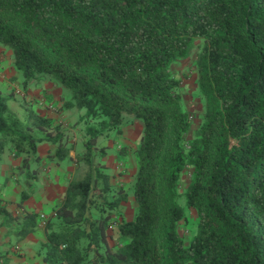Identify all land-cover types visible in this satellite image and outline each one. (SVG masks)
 <instances>
[{
    "label": "trees",
    "instance_id": "obj_1",
    "mask_svg": "<svg viewBox=\"0 0 264 264\" xmlns=\"http://www.w3.org/2000/svg\"><path fill=\"white\" fill-rule=\"evenodd\" d=\"M0 47L24 90L21 113L10 105L14 91H0V153L8 145L21 159L17 175L36 180L42 142L55 146L47 158L57 164L71 152L61 126L25 95L30 83L68 91L59 108L77 110L84 126L75 160L87 171L46 223L49 264H264V0H0ZM194 48L203 100L195 128L171 70ZM130 120L142 126L136 212L115 221L129 195L98 139ZM28 197L22 191L17 206ZM180 198L197 216L188 242ZM0 215L16 219L1 199ZM36 225L24 214L17 237Z\"/></svg>",
    "mask_w": 264,
    "mask_h": 264
},
{
    "label": "crops",
    "instance_id": "obj_2",
    "mask_svg": "<svg viewBox=\"0 0 264 264\" xmlns=\"http://www.w3.org/2000/svg\"><path fill=\"white\" fill-rule=\"evenodd\" d=\"M9 55L11 53H7L0 47V91L2 93L13 86L14 78L18 80L20 78ZM25 93L28 100L35 103L33 107L37 113L56 118L55 114L42 108L44 101L42 98L46 96L58 101L60 98H57L58 95L60 96L59 91L51 87L35 90L34 84L30 83ZM23 94L24 91L21 95ZM4 149L7 151L0 153V181H2L0 183V199L3 201L7 212L16 219L10 224L0 219V221L2 220L0 222V264H49L46 260L45 227L46 223L52 219L55 209L61 205L67 185L75 175L72 169L74 153L70 152L69 158H67L70 159V166H67L68 170H63L61 167L63 161L57 164L47 158V154L52 152L55 146L47 142L40 143L37 146V155L40 159L31 165L32 170L37 171L36 180L29 181L17 175V167L20 165L21 159L15 158L8 146ZM53 168L55 169L53 170ZM132 170H135V167ZM123 181L125 182V180ZM22 191L28 192L29 197L20 207L17 205ZM135 208L136 205L129 196L128 201L121 204L119 211L122 213L123 219L128 221L134 217ZM26 213L36 215L37 225L34 232L19 239L17 231L21 228L22 217ZM43 221L45 224H42ZM110 244L112 245V243Z\"/></svg>",
    "mask_w": 264,
    "mask_h": 264
},
{
    "label": "rangeland",
    "instance_id": "obj_3",
    "mask_svg": "<svg viewBox=\"0 0 264 264\" xmlns=\"http://www.w3.org/2000/svg\"><path fill=\"white\" fill-rule=\"evenodd\" d=\"M198 41L196 42V44ZM10 50H6L7 53ZM196 49L194 48L191 52V55L181 61H178L177 63H174L171 66L172 72H174L175 76L181 80V105L182 108L188 112L191 113L192 117V123L193 127L195 128L200 123V117L198 116L202 110H203V100L201 96L199 95V91L197 88V75H196V69L193 64L194 56H195ZM8 56V55H6ZM9 58L12 60V55H9ZM35 90H41L43 87L52 88L60 92V96L58 95L59 100H53L49 97L42 98L43 101V109L45 111H49L50 113H53L56 115V118H52L55 121V124H59L61 126V129L64 132L65 138L67 139V146L71 147V152L74 153L73 159V166L72 169L75 173L74 177H72L70 180H80L82 179L87 171V168L80 164L78 165L75 157L76 153H80L81 151H84L83 146L81 145V138H82V129H83V123H78L79 121V115L80 113L77 110H60V105L62 104V98H69L70 93L66 90H62L55 86V84L49 80L45 79L42 82H36L34 83ZM14 91L15 95L12 96L10 100V105L12 106L15 111H18V113L23 111V107L25 104L21 100V93L23 90L21 79L19 80L17 78H14L13 86L9 87L8 91H6L5 95H10V93ZM27 96V95H26ZM50 106L52 108H50ZM196 115V116H194ZM142 133V126L140 122L130 120L127 121L122 129L121 132L118 133L116 131H112L108 134L107 137H100L98 139V146H106L108 147L107 153L108 156L103 160V162L108 166V172L109 174L113 175L115 180L114 182L116 185H121L124 187L126 192L129 196H131V199L134 202L133 199V181L134 176L136 173V159L134 156L133 151L138 147L140 138ZM39 137H41L43 134H38ZM8 145H5L4 148H7ZM9 147V146H8ZM125 147V151H128V155L120 160L117 157V151H120ZM3 151H7L4 149ZM67 166H70V159H66L61 163V167L63 170H68ZM133 167H135V170H132ZM55 168H53L54 170ZM133 173V174H132ZM125 176V177H123ZM1 178V177H0ZM190 178V173L188 168L183 171L182 174V183L180 186V193H183V190ZM125 180V182L123 181ZM2 181H0L1 183ZM179 204L181 207H183L186 211L187 220L185 223H180L179 225V233L183 236L186 242H188L189 237L192 236V234L195 231V225L197 221V216L195 212L191 209H188L185 204L184 198L179 199ZM136 212V208L134 209V215ZM133 215V216H134ZM123 216L122 213L119 211V214L114 215L115 221L122 220ZM0 219L4 220L7 224H10L11 222H7L5 220V217L2 216ZM1 220V221H2ZM0 221V222H1ZM5 223V224H6ZM112 225L116 226L115 222L112 223ZM112 245H116V241H110Z\"/></svg>",
    "mask_w": 264,
    "mask_h": 264
},
{
    "label": "built area",
    "instance_id": "obj_4",
    "mask_svg": "<svg viewBox=\"0 0 264 264\" xmlns=\"http://www.w3.org/2000/svg\"><path fill=\"white\" fill-rule=\"evenodd\" d=\"M50 108H52L51 106H50ZM185 148H189V146L187 145V144H185ZM42 224H45V221H43L42 222ZM115 228V226L114 225H111V226H109V230H113ZM62 248V247H61Z\"/></svg>",
    "mask_w": 264,
    "mask_h": 264
}]
</instances>
